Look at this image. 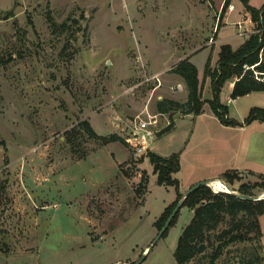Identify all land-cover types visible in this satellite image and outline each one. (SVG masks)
<instances>
[{
    "label": "rangeland",
    "instance_id": "obj_1",
    "mask_svg": "<svg viewBox=\"0 0 264 264\" xmlns=\"http://www.w3.org/2000/svg\"><path fill=\"white\" fill-rule=\"evenodd\" d=\"M250 1L256 9L264 3ZM222 2L0 0V264H174L191 212L181 207L157 240L162 227L154 222L177 193L227 171L239 169L241 183L264 176V122L238 132L216 122L207 104L200 117L156 109L165 99L185 103L186 86L172 73L184 58L197 70L202 99H211L206 59L214 69L219 46L243 40L230 39L238 1L226 21ZM226 105L243 125L251 108L264 109V92ZM153 116L157 125L137 153L143 139H133V124ZM148 152L178 154L177 190L157 185ZM211 243L187 264H209ZM250 245L227 246L214 264L238 263Z\"/></svg>",
    "mask_w": 264,
    "mask_h": 264
},
{
    "label": "trees",
    "instance_id": "obj_2",
    "mask_svg": "<svg viewBox=\"0 0 264 264\" xmlns=\"http://www.w3.org/2000/svg\"><path fill=\"white\" fill-rule=\"evenodd\" d=\"M231 1L223 0L219 20ZM236 1L249 13L250 21L255 24L254 32L235 50L228 44L221 45L214 69L209 66L210 58L206 59L203 78L209 79L211 99L208 101L202 99V86L197 79V70L190 63L189 58H184L174 66L172 73L184 82L187 89L186 101L183 104L169 99L158 101L157 112L170 114L181 112L183 115L199 116L203 114L204 106L207 104L213 116L223 126H242L237 121L229 119L228 107L220 101V91L225 83L233 81L229 95L231 100L254 92H264V82L258 81L254 75L257 73V77L264 76V3L256 9L249 5V0ZM254 120L264 122V109L251 108L243 125ZM80 127L90 138L96 137L87 122H81ZM172 128L173 124L170 123L160 131L159 135L169 132ZM109 138L112 141L119 140L113 135ZM100 139L106 142V139L102 137ZM146 158L152 166V174L156 176L157 185L174 187L177 190L179 184L174 175L180 168L178 154L173 153L168 157H162L148 152ZM142 173L140 187L145 189L147 178L146 174ZM258 179V182L253 184L241 183V177L236 171H227L220 177V180L228 186H232L235 182L239 183L237 189L233 190L245 196H255L264 192V176L258 175ZM181 196L177 193L176 199L164 208L154 222L158 230L164 225ZM183 207L191 212V217L178 236L173 253L174 264H187L197 256L205 254L207 248L212 246L211 240L217 245L208 255L209 264H214L227 246L244 242L252 243V245L245 249L242 258L236 264H264L258 222L259 217L264 213V200L246 201L233 194L212 192L208 187L201 186L184 199ZM177 216L178 212L169 226L175 224ZM227 221H229L228 226L216 232L218 227Z\"/></svg>",
    "mask_w": 264,
    "mask_h": 264
},
{
    "label": "crops",
    "instance_id": "obj_3",
    "mask_svg": "<svg viewBox=\"0 0 264 264\" xmlns=\"http://www.w3.org/2000/svg\"><path fill=\"white\" fill-rule=\"evenodd\" d=\"M234 2H237L236 0H233ZM237 4L240 6V9H241V13H240V11H239V13H238V15L237 16H239V17H236L231 23L232 24H234V25H236V27H237V32H236V34H235V36L234 37H232V38H230V39H234V38H243V40L242 41H240L239 42V44H238V46H237V48L248 38L247 36H240L239 34H241V33H243V31H253L254 29H253V25H252V23H251V21H250V16H249V13H247L245 10H244V8L242 7V5L239 3V2H237ZM249 5L251 6V7H253L252 5H251V1L249 0ZM261 6V5H260ZM260 6H258V8L260 7ZM254 8V7H253ZM235 11V8H234V10L232 11V12H227L226 11V13H225V17H224V21H226V19H228V17L233 13ZM247 24H250V26H251V30H249L248 29V25ZM223 25H225V23L223 24ZM239 25V26H238ZM220 30V29H219ZM218 33H219V31L217 32V34H216V40H215V42L217 41V38H218ZM227 39V38H226ZM228 45H230L234 50L235 49H237V48H234L231 44H228ZM221 46V45H220ZM219 46V47H220ZM204 49H206V48H199L198 50H204ZM214 49H215V47H214ZM214 51H216V50H214ZM216 54H218V52L216 53ZM190 59V58H189ZM216 61H217V58H216V60L214 61L215 62V64H216ZM207 81H208V83H209V79L207 78ZM210 84V83H209ZM232 86H233V81H228L227 82V90H228V94H227V97L230 95V92H231V89H232ZM251 94H249V95H247V96H250ZM207 100V99H206ZM229 100H230V97H229V99L224 103L223 101H221V103H223V104H227L228 102H229ZM235 100H232V102H234ZM227 106V105H226ZM204 113H205V110L203 109V114H201V115H199V116H194V117H200V116H202V115H204ZM188 116H190V115H188ZM214 117V116H213ZM215 118V117H214ZM216 122H218V120L216 121ZM219 123V122H218ZM220 124V123H219ZM220 125H222V124H220ZM223 126V125H222ZM224 127H227V126H224ZM227 128H229V127H227ZM246 129V126L245 125H242V126H238V128H237V130H238V132H243L244 130ZM179 165H180V158H179ZM239 170V169H238ZM238 170H236L237 172H238ZM239 173H242L241 171L239 172ZM203 179H205V178H203ZM214 180H220V178H219V176L217 177V178H214V179H212V180H210L211 182H213ZM200 181V180H199ZM221 181V180H220ZM231 188V187H230ZM231 189H235V188H231ZM263 215V214H262ZM262 215L260 216V218H259V222H260V225H261V229H262V233H261V236L263 235V237H261V245H262V247H263V253H264V220L262 219L263 217H262ZM259 225V226H260Z\"/></svg>",
    "mask_w": 264,
    "mask_h": 264
},
{
    "label": "built area",
    "instance_id": "obj_4",
    "mask_svg": "<svg viewBox=\"0 0 264 264\" xmlns=\"http://www.w3.org/2000/svg\"><path fill=\"white\" fill-rule=\"evenodd\" d=\"M234 10V6L233 5H228L226 11L227 12H232ZM220 14V13H219ZM220 16V15H218ZM239 26V25H238ZM253 31H243V33L239 34L240 36H249L251 35ZM253 68V67H250ZM255 78L258 81L264 82V76L261 75L260 77H257V73H254ZM134 125V130H133V139L134 140H139L137 137L140 135V137L143 139L142 141H140L141 144H137V148H136V152L137 153H142L144 151V144L146 142V140L144 139L146 136L152 135L151 130H149V128H155L157 125V120L155 118V116L153 117H147L146 120H141L139 117H137V121H135ZM211 188V187H210ZM213 192H217L214 189H212Z\"/></svg>",
    "mask_w": 264,
    "mask_h": 264
},
{
    "label": "water",
    "instance_id": "obj_5",
    "mask_svg": "<svg viewBox=\"0 0 264 264\" xmlns=\"http://www.w3.org/2000/svg\"><path fill=\"white\" fill-rule=\"evenodd\" d=\"M211 182V181H210ZM209 181H203V182H199L196 183L195 185H193L192 187H190L184 194H182L181 198L179 199V201L177 202V204L175 205L174 209L172 210L171 214L168 216V218L166 219L164 225L162 226V228L159 230L156 240L158 238H160V236L165 232V230L168 228V226L170 225V222L172 221V219L174 218V216L176 215V213L179 211V209L182 207L183 205V201L184 199L191 194L192 192H194L195 190H197L199 187L201 186H206L209 187ZM226 188L228 190L227 193L229 194H233L236 197H238L239 199L242 200H246V201H259V200H264V193L260 194V195H255V196H245V195H240L237 192H235L233 189H231L228 185H226ZM251 237H253V234H251ZM124 264V263H122ZM134 264H139V262H136Z\"/></svg>",
    "mask_w": 264,
    "mask_h": 264
},
{
    "label": "bare ground",
    "instance_id": "obj_6",
    "mask_svg": "<svg viewBox=\"0 0 264 264\" xmlns=\"http://www.w3.org/2000/svg\"><path fill=\"white\" fill-rule=\"evenodd\" d=\"M209 187H211L212 189H214L215 191H220V192H228L225 184L220 181V180H214L213 182H210L209 184Z\"/></svg>",
    "mask_w": 264,
    "mask_h": 264
}]
</instances>
